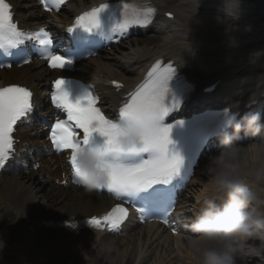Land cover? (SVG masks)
I'll return each instance as SVG.
<instances>
[{
	"label": "bare ground",
	"instance_id": "obj_1",
	"mask_svg": "<svg viewBox=\"0 0 264 264\" xmlns=\"http://www.w3.org/2000/svg\"><path fill=\"white\" fill-rule=\"evenodd\" d=\"M13 1L16 7H21L18 19L22 21L36 12L35 4L29 0ZM87 1L96 3L101 0ZM131 1L150 2L158 7L160 13L156 22L147 29L148 34L143 39L138 37L125 42L118 50L92 58L81 67L80 72L100 85L111 78H121L128 84L135 83L148 62L164 57L179 61L193 72L196 81L191 94L194 98L214 102L220 108L228 107L231 101L244 103L248 100L249 95L245 91L255 88L256 81L253 79L241 85L239 80L246 75L255 77L264 72V60L255 66L247 60L249 50L264 47V0H241V11L235 20L217 11L220 0H200L198 12L191 22L196 0ZM77 2L85 6L86 1ZM166 11H172L174 18L167 19ZM229 24L239 25L241 30L228 35L225 28ZM244 25H250L252 30L244 32ZM231 39L236 41V47H229ZM114 59L115 63H112ZM38 65L34 63L1 71L0 85L13 81L30 85L35 91V101L45 106V86L54 73L45 67L37 68ZM217 80L222 84L215 92H202L206 82L211 84ZM101 87L104 89V98H108L110 104L120 101L121 93L103 85ZM260 99L264 100V96ZM247 112L255 113L251 109ZM35 132L42 133L40 128L34 126V130L20 128L16 136L22 141L30 139ZM251 141L252 138L243 145ZM27 144L23 146L27 147ZM20 146L21 143L17 146L18 152L14 158L19 156V149L22 150ZM207 159L208 156L205 162ZM39 161L41 167L38 171L31 167L25 170L19 168L23 169L19 173H7L4 170L18 168L11 160L0 174V238H5L8 248H16L21 264H25L23 260L32 250L50 252L56 256L59 264H194L189 248L192 235L174 237L156 223L137 225L132 221L127 222L123 235L119 236L89 229L82 224L83 220L92 214L106 212L113 206V200L74 187L70 183L69 170L63 156H40ZM202 167L192 182L193 191L184 193L180 202L185 207H202L199 194L201 182L206 179L201 172ZM65 180L68 185L63 186ZM55 213L60 215L49 216ZM74 214L77 216L72 219ZM190 215L191 211L185 212V216ZM49 219L56 221L48 230L32 233L34 227L41 226L42 221ZM75 225L78 227L74 228ZM12 226L16 228L15 237L10 234ZM180 226L189 227L187 217ZM107 242L113 243L111 250L105 247ZM249 243L257 244L256 241ZM2 253L0 248V256ZM259 256H264V250ZM248 261L249 258L244 257L238 264ZM32 264L43 263L36 261Z\"/></svg>",
	"mask_w": 264,
	"mask_h": 264
},
{
	"label": "snow or ice",
	"instance_id": "obj_2",
	"mask_svg": "<svg viewBox=\"0 0 264 264\" xmlns=\"http://www.w3.org/2000/svg\"><path fill=\"white\" fill-rule=\"evenodd\" d=\"M46 11H59L67 0H40ZM110 4H101L76 17L69 33L77 29L92 33L100 31L111 41L116 35L124 37L134 26L146 27L152 23L154 9L129 3L119 5V16L115 12L108 16L107 24L101 16L110 11ZM34 42L39 47V56L51 69L64 70L73 61L51 51L52 40L43 31L25 32L13 22L10 3L0 0V54L5 57L20 56L24 64L31 62L23 46ZM19 50V51H17ZM95 53H89L88 56ZM19 63V61H17ZM11 66L0 64V67ZM175 69L168 65L154 67L148 79L129 94L127 102L118 109L117 118H109L100 107L99 98L86 86L74 100L67 90L68 81L63 77L53 82L52 104L63 112L65 119H56L49 125V139L57 152L70 151L67 157L72 173L75 172L76 154L82 148L95 145L104 151L106 162V190L115 199L130 204L137 218L146 221L159 219L170 225V213L176 202L181 182H190L193 170H185L184 159L170 148L172 126L162 127L161 121L179 105L171 92L169 82ZM119 88L121 85L116 84ZM32 93L26 87L7 86L0 88V169L11 159L14 152L13 132L19 121L31 111ZM167 102V103H166ZM140 130V147H128L121 143L126 129ZM174 147V146H173ZM38 167V165H37ZM77 183L76 180L73 181ZM129 219V208L117 204L102 218L93 217L89 223L99 229L106 226L110 232H118Z\"/></svg>",
	"mask_w": 264,
	"mask_h": 264
},
{
	"label": "clouds",
	"instance_id": "obj_3",
	"mask_svg": "<svg viewBox=\"0 0 264 264\" xmlns=\"http://www.w3.org/2000/svg\"><path fill=\"white\" fill-rule=\"evenodd\" d=\"M200 0H196V16ZM241 0H220L217 11L224 17L238 19ZM236 24H229L225 33L240 31ZM251 26L244 25L243 31L250 32ZM231 39L229 47H236ZM248 62L255 66L264 60V47L247 52ZM253 79L256 87L249 90L248 100L231 101L224 111V119L217 134L219 151L208 157L201 172L206 179L201 182L199 200L201 211L190 223L193 234L189 238V248L194 264H238L246 255L264 247V124L260 112H247L240 116V110L251 108L264 96V72L253 76H243L239 83L245 85ZM243 134L251 137L246 145L240 144ZM140 130L126 129L121 143L139 148ZM104 151L95 145L82 148L76 154L74 176L86 191L92 192L106 187ZM219 201V203H218ZM258 241L259 245L250 244ZM3 242L0 241V248ZM105 247L112 249L113 243Z\"/></svg>",
	"mask_w": 264,
	"mask_h": 264
},
{
	"label": "rangeland",
	"instance_id": "obj_4",
	"mask_svg": "<svg viewBox=\"0 0 264 264\" xmlns=\"http://www.w3.org/2000/svg\"><path fill=\"white\" fill-rule=\"evenodd\" d=\"M257 242V241H256ZM259 245V244H258ZM264 250V247H261L259 251H257V254L255 255V261L251 262L250 264H255L256 262H258V264L264 262V256H259V254L261 253V251ZM19 258V254L16 251V256H15V261L18 263V259ZM39 262H42L43 264H57L56 262H53V259L50 258L49 261L46 259V257H42L38 260Z\"/></svg>",
	"mask_w": 264,
	"mask_h": 264
}]
</instances>
